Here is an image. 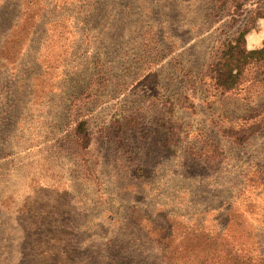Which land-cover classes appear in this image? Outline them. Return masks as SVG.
<instances>
[{
  "label": "rangeland",
  "instance_id": "rangeland-1",
  "mask_svg": "<svg viewBox=\"0 0 264 264\" xmlns=\"http://www.w3.org/2000/svg\"><path fill=\"white\" fill-rule=\"evenodd\" d=\"M237 1L0 0V264H264V74L207 72L264 45Z\"/></svg>",
  "mask_w": 264,
  "mask_h": 264
},
{
  "label": "trees",
  "instance_id": "trees-1",
  "mask_svg": "<svg viewBox=\"0 0 264 264\" xmlns=\"http://www.w3.org/2000/svg\"><path fill=\"white\" fill-rule=\"evenodd\" d=\"M216 8L221 10L229 0H212ZM240 0L237 1L235 15L241 13ZM246 27L237 30L231 37L220 43V50L216 57L208 64L207 72L212 85L222 92H229L237 87L243 69L254 64L261 68L264 74V45L257 49L247 50L245 46ZM84 122L80 121V132L83 131ZM244 133V132H243ZM78 135H80L78 133ZM84 135V134H83ZM82 136V135H80ZM84 137V136H82Z\"/></svg>",
  "mask_w": 264,
  "mask_h": 264
}]
</instances>
